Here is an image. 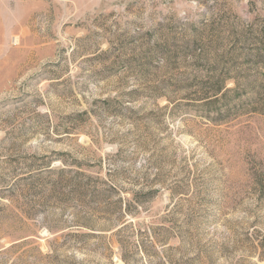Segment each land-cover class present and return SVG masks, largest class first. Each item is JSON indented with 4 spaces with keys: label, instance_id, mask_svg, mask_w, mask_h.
I'll use <instances>...</instances> for the list:
<instances>
[{
    "label": "rangeland",
    "instance_id": "1",
    "mask_svg": "<svg viewBox=\"0 0 264 264\" xmlns=\"http://www.w3.org/2000/svg\"><path fill=\"white\" fill-rule=\"evenodd\" d=\"M0 264H264V0H0Z\"/></svg>",
    "mask_w": 264,
    "mask_h": 264
}]
</instances>
